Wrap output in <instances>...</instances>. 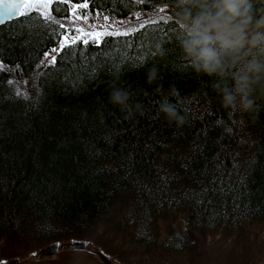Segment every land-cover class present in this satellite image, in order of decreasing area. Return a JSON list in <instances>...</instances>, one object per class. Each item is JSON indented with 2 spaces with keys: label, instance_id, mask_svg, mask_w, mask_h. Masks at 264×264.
<instances>
[{
  "label": "trees",
  "instance_id": "obj_1",
  "mask_svg": "<svg viewBox=\"0 0 264 264\" xmlns=\"http://www.w3.org/2000/svg\"><path fill=\"white\" fill-rule=\"evenodd\" d=\"M83 3L84 16L167 14L43 60ZM254 226L264 0H52L0 25V260L78 239L114 262L199 264L209 237Z\"/></svg>",
  "mask_w": 264,
  "mask_h": 264
},
{
  "label": "rangeland",
  "instance_id": "obj_2",
  "mask_svg": "<svg viewBox=\"0 0 264 264\" xmlns=\"http://www.w3.org/2000/svg\"><path fill=\"white\" fill-rule=\"evenodd\" d=\"M26 1V9H36L45 14L49 13L52 2V0ZM84 7H86V3L74 5L72 16L68 21V26L72 28V31L64 36L60 44L48 52L43 60H55L56 55L65 45L78 39H95L100 42L106 34L128 33L139 27L142 21H146L147 17L151 19L154 15L166 16L167 14L166 9H159L155 13H133L126 18L113 19L99 15H81V10ZM234 240L223 241L220 236L209 237L205 246L207 261L201 262L199 260V264H264V226H254L246 238ZM94 247L91 246L89 249L81 251L63 250L61 252L62 250H60L47 260L31 258L36 253L32 252L22 259L17 258L15 262L18 264V260L21 262L28 260L21 264H105L99 258L98 250ZM110 261L112 264H127L128 261L130 264H138L139 258L134 256L124 260V262ZM147 263L152 264L151 261L146 260L145 264ZM165 264H196V262H193L190 254H185L184 256H173L166 260Z\"/></svg>",
  "mask_w": 264,
  "mask_h": 264
},
{
  "label": "water",
  "instance_id": "obj_3",
  "mask_svg": "<svg viewBox=\"0 0 264 264\" xmlns=\"http://www.w3.org/2000/svg\"><path fill=\"white\" fill-rule=\"evenodd\" d=\"M25 5L26 0H0V25L18 18ZM86 246V241L73 240L66 244H62L61 248L84 250ZM57 247V243L49 245L47 248L48 255L56 254ZM99 256L106 264H112L104 253L100 252ZM0 264H6V262H0ZM10 264H16V262L11 261Z\"/></svg>",
  "mask_w": 264,
  "mask_h": 264
},
{
  "label": "flooded vegetation",
  "instance_id": "obj_4",
  "mask_svg": "<svg viewBox=\"0 0 264 264\" xmlns=\"http://www.w3.org/2000/svg\"><path fill=\"white\" fill-rule=\"evenodd\" d=\"M63 243H59L58 244V250L60 251V248H61V245H62ZM35 256H37V257H39V259H43V260H47V259H49L50 258V256H48L47 255V251H39ZM8 261V260H7ZM19 261V260H18ZM25 261H23V262H21V261H19V263L18 264H21V263H24Z\"/></svg>",
  "mask_w": 264,
  "mask_h": 264
}]
</instances>
